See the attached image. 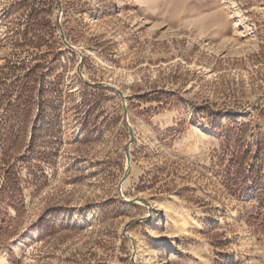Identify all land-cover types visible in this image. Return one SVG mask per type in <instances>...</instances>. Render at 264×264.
Returning <instances> with one entry per match:
<instances>
[{"label": "rangeland", "instance_id": "1", "mask_svg": "<svg viewBox=\"0 0 264 264\" xmlns=\"http://www.w3.org/2000/svg\"><path fill=\"white\" fill-rule=\"evenodd\" d=\"M0 264H264V0H0Z\"/></svg>", "mask_w": 264, "mask_h": 264}, {"label": "water", "instance_id": "2", "mask_svg": "<svg viewBox=\"0 0 264 264\" xmlns=\"http://www.w3.org/2000/svg\"><path fill=\"white\" fill-rule=\"evenodd\" d=\"M124 106H125V105L123 104V108H125ZM129 135H130V140H132L133 133H132L131 129L129 130ZM125 155H126L127 160H128V158H129V148H128V147L125 148ZM126 177H127V173L124 174V176H123V178H122V181H123Z\"/></svg>", "mask_w": 264, "mask_h": 264}, {"label": "bare ground", "instance_id": "3", "mask_svg": "<svg viewBox=\"0 0 264 264\" xmlns=\"http://www.w3.org/2000/svg\"><path fill=\"white\" fill-rule=\"evenodd\" d=\"M156 253V252H155ZM156 255V254H155Z\"/></svg>", "mask_w": 264, "mask_h": 264}]
</instances>
